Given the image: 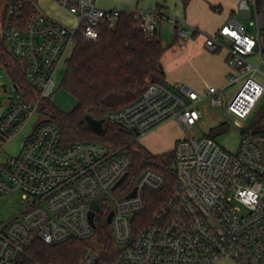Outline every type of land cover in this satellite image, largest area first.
Wrapping results in <instances>:
<instances>
[{
    "label": "built area",
    "instance_id": "1",
    "mask_svg": "<svg viewBox=\"0 0 264 264\" xmlns=\"http://www.w3.org/2000/svg\"><path fill=\"white\" fill-rule=\"evenodd\" d=\"M55 1L74 17V25L50 16L41 0H0V40L24 66L33 88L27 92L13 82L11 102L0 114V197L13 191L24 197L23 209L0 223V264H13L35 238L50 245L91 240L78 264H264V131L250 127L264 105V8L256 13L255 31L231 18L206 34L209 52L226 51L229 72L223 84L208 83L201 92L159 81L106 113L112 123L133 130L139 142L169 120L185 132L174 146L171 193L144 224L139 215L147 207L145 192L161 190L165 180L149 168L133 185L128 183L132 158L126 148L92 140L66 145L59 127L41 116L16 155L4 151L51 99L57 70L71 56L77 37L96 41L99 26L115 23L121 12L95 0ZM132 13L151 34L164 21L177 23L161 8ZM180 34H186L184 28ZM207 96L223 107L227 121L233 115L242 128L236 153L213 137L188 134L202 118L198 104ZM102 219L110 225L118 251L111 261L104 259L96 236Z\"/></svg>",
    "mask_w": 264,
    "mask_h": 264
},
{
    "label": "trees",
    "instance_id": "2",
    "mask_svg": "<svg viewBox=\"0 0 264 264\" xmlns=\"http://www.w3.org/2000/svg\"><path fill=\"white\" fill-rule=\"evenodd\" d=\"M186 7L191 0H181ZM264 0H257L260 8ZM100 36L96 41L77 37V44L66 61L63 86L76 98L73 110L64 113L46 99L41 115L59 127L64 144L79 140H92L107 147H124L132 158L128 183L134 184L141 174L151 168L164 177V186L159 191L145 192L146 210L139 215L147 224L161 203L171 193L176 181L174 150L154 153L135 139L134 131L105 118L106 113L124 106L137 98L151 83L166 81L164 56L172 45H164L156 32L149 36L132 12L121 11L115 23L99 26ZM178 38L176 29L174 42ZM0 62L7 69L14 84L33 93L25 77V68L0 40ZM31 96H29L30 98ZM87 114L104 119V131L96 132L85 120ZM250 127L264 131V105L255 114ZM221 124L217 131H224ZM213 137V135H209ZM96 236L105 260L115 259L118 251L110 225L100 220ZM91 240L71 238L60 244H46L35 238L26 254L19 255L13 264H78L85 256Z\"/></svg>",
    "mask_w": 264,
    "mask_h": 264
},
{
    "label": "crops",
    "instance_id": "3",
    "mask_svg": "<svg viewBox=\"0 0 264 264\" xmlns=\"http://www.w3.org/2000/svg\"><path fill=\"white\" fill-rule=\"evenodd\" d=\"M95 2L105 8H117L129 12L161 8L174 16L177 23L164 21L158 25L156 30L163 44L164 25L168 24L169 29L171 26L174 33L177 29L178 33L175 42L173 38L169 44H164H172L163 59L166 82L169 84L184 83L201 92L208 83L223 84L229 72L226 51L220 50L211 54L204 46L206 34L214 33L231 18L241 21L252 31L250 26L256 27L254 24L257 20L256 13L264 8V4L260 8L257 7V0H191L186 7L181 0H95ZM44 10L52 16L53 13L49 9L44 8ZM180 28L185 29L184 36L180 35ZM197 87H202V89H197ZM170 124L178 126L177 122L169 120L157 128ZM155 129L144 138H147ZM184 135L185 132L181 128L172 138L176 143Z\"/></svg>",
    "mask_w": 264,
    "mask_h": 264
},
{
    "label": "rangeland",
    "instance_id": "4",
    "mask_svg": "<svg viewBox=\"0 0 264 264\" xmlns=\"http://www.w3.org/2000/svg\"><path fill=\"white\" fill-rule=\"evenodd\" d=\"M41 4L43 8L46 10L49 9L53 13L52 16L54 18L59 19L68 25L75 24L74 17L64 10L57 1L41 0ZM168 26V24L163 26L164 44H169L173 41L175 35L171 26L170 29ZM250 29L255 31L256 27L250 26ZM148 35L152 36L151 33H148ZM210 53L212 54V52ZM203 57H205V55ZM66 70L67 66L66 62H64L57 70L55 76V91L51 96V103L55 106V108L64 113L73 110L77 103L75 96L63 86ZM197 89H202V87H197ZM232 90L233 87H230L228 92H231ZM13 92L14 86L12 78L4 65L0 62V114L6 110L7 106L11 102ZM198 108L202 113V118L192 129L188 131V134L196 138L213 135L214 139L223 149L230 153H236L240 147L243 135L242 128L235 124L236 118L233 115H229L228 118L230 122L227 121L223 107L212 104L211 96H207L201 100L198 104ZM41 114V112H37L33 116L30 124L5 145V153L9 155H16L19 152L23 139L30 133L33 123L42 116ZM223 123L226 124L227 128L221 132L217 131V128ZM180 129L181 127L179 125L177 126L172 124L157 128L151 132L147 138L142 139L141 142L152 152H170L174 150L175 146V141L172 137H174V134ZM0 157H3V155L1 154ZM23 207L24 197L21 191H13L2 195L0 197V223L13 218L23 209Z\"/></svg>",
    "mask_w": 264,
    "mask_h": 264
},
{
    "label": "water",
    "instance_id": "5",
    "mask_svg": "<svg viewBox=\"0 0 264 264\" xmlns=\"http://www.w3.org/2000/svg\"><path fill=\"white\" fill-rule=\"evenodd\" d=\"M85 120H86L88 126L90 128H92L93 130H95L96 132H103L104 131V119L103 118H97V117H94L93 115L87 114L85 116ZM135 192H136V190H134L130 195H134ZM93 207L95 209H98L99 208L98 203L94 202ZM93 215H94V212H91V214H90L91 220L93 218ZM112 215H113V212H111L107 218L108 223L111 221Z\"/></svg>",
    "mask_w": 264,
    "mask_h": 264
}]
</instances>
